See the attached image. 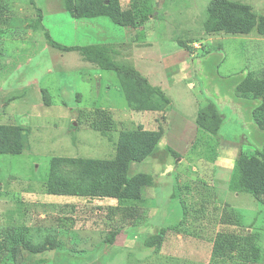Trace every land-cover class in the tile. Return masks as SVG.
<instances>
[{
  "label": "rangeland",
  "instance_id": "obj_1",
  "mask_svg": "<svg viewBox=\"0 0 264 264\" xmlns=\"http://www.w3.org/2000/svg\"><path fill=\"white\" fill-rule=\"evenodd\" d=\"M235 1L264 12V0ZM118 2L123 9L130 0ZM209 2L152 0L149 19L131 27L74 18L64 0H0V125L10 142L15 127L27 133L21 153L0 154V238L13 228L34 242L48 232L58 241L40 253L18 245L0 264H246L245 230L260 249L252 264H264V190L262 201L245 186L254 180L248 171L264 167L254 154L264 130L254 106L232 95L247 70L264 66V34L207 32ZM102 54L100 67L91 58ZM122 64L157 90L134 89L138 102H129L106 70ZM207 102L223 115L216 135ZM97 107L112 115L105 134L85 116ZM159 128L158 145L129 168L151 176L141 199L46 192L54 158H62L55 171L78 179L88 159L113 157L121 132ZM159 232L157 248L148 240Z\"/></svg>",
  "mask_w": 264,
  "mask_h": 264
},
{
  "label": "trees",
  "instance_id": "obj_2",
  "mask_svg": "<svg viewBox=\"0 0 264 264\" xmlns=\"http://www.w3.org/2000/svg\"><path fill=\"white\" fill-rule=\"evenodd\" d=\"M66 11L74 18H91L97 16H107L112 22L121 26L138 27L144 24L153 11L152 0H130L128 7L121 9L118 0H64ZM205 30L207 32L225 31L227 33H249L255 29L258 33L264 34V12L257 14L252 7L240 1L235 0H210L207 6V18L205 20ZM48 43L55 45L53 39L49 36ZM68 50L74 48L68 47ZM96 61L100 67L108 63L107 57L100 55L91 58ZM106 69V67H104ZM106 70L114 71L119 78L120 85L123 88L124 95L129 102L137 103L138 101L132 96L133 90L141 88L145 96L157 90L145 83L141 75L134 68L122 64V66H111ZM150 89V91H148ZM234 93L236 100L247 106L253 105L251 117L254 124L261 130H264V66L257 73L253 70H247L242 78L234 84ZM231 89V91H232ZM154 99L157 100L155 97ZM252 100V102H251ZM159 106L164 102L157 100ZM243 101V102H242ZM162 102V104H161ZM143 104V103H139ZM156 102L143 104L145 107L155 106ZM245 104V103H244ZM214 114L219 118L218 125L215 126L214 134L219 133L223 122V115L214 102H207ZM247 106L245 108H247ZM85 114L90 118L94 129L101 133H107L112 125V115L104 108H93ZM14 140L12 142L6 136V132L0 125V154L9 152L19 154L27 141V133L21 126L15 127ZM163 134L161 128L155 131L134 130L123 131L119 134L115 142L114 155L111 158H92L85 162V168L78 179L71 180L64 175L55 171L61 157L54 158L50 162V171L46 180V192L54 195H80L94 197H110L118 200L124 199H141V191L145 186L151 183V176L145 172L129 173V168L133 162H141L148 157ZM254 154L259 158H264V143L261 147L254 148ZM264 167H257L248 171V175L254 179L250 187L252 194L258 200L263 201L258 189L264 190L263 187ZM86 177V180L84 178ZM89 178V179H87ZM262 190H259L262 192ZM260 198V199H259ZM4 238H0V255L12 257L14 249L20 245L31 253H40L45 250H51L58 246L55 234L48 232L41 241L34 242L25 237L23 232L17 229L7 231ZM163 240V232H159L149 238V242L157 248L160 247ZM242 240V259L246 264H252L259 259L260 249L254 243L253 234L245 230ZM8 256L7 252H10Z\"/></svg>",
  "mask_w": 264,
  "mask_h": 264
}]
</instances>
